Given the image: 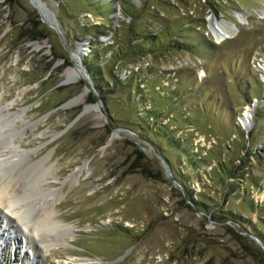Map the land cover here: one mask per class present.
Returning <instances> with one entry per match:
<instances>
[{"label":"rangeland","instance_id":"374dc122","mask_svg":"<svg viewBox=\"0 0 264 264\" xmlns=\"http://www.w3.org/2000/svg\"><path fill=\"white\" fill-rule=\"evenodd\" d=\"M107 1L0 0V146L25 153L0 178L34 164L25 219L60 190L50 219L67 227L45 248L0 219V264H264V0H144L131 20ZM163 23L137 54L129 29ZM77 54L100 95L80 70L67 82Z\"/></svg>","mask_w":264,"mask_h":264},{"label":"bare ground","instance_id":"6f19581e","mask_svg":"<svg viewBox=\"0 0 264 264\" xmlns=\"http://www.w3.org/2000/svg\"><path fill=\"white\" fill-rule=\"evenodd\" d=\"M262 12L264 13V9L262 10ZM220 27L222 28V32L218 31L216 33V39L218 41L222 40L225 37H229L231 34L234 33L233 31L225 30L222 26H220ZM38 46L39 45H34V47H38ZM80 52L81 51H79V53ZM80 54H82V53H80ZM79 59H80L79 54H77L74 57L75 67H76V64L78 63ZM71 73L74 74L73 75L74 78H73V76L69 77L67 79V82L68 81L71 82L72 80L76 79V77L78 75L77 67L74 68L73 72H71ZM80 100H81V96L80 97L76 96L75 98L66 102L63 105V108L75 106L76 104H78L80 102ZM10 108H11L10 105L0 107V118H2L4 120V118L8 116L7 112L10 110ZM19 116H20V114L17 115L16 117H14V119L15 120H16V118L18 119ZM8 122H10V120ZM17 123H18V126L22 128L21 132L22 133L24 132L23 134L27 133L28 129L31 128V127H25V123L19 119H18V121L15 122V125ZM7 125L8 124L0 125V130L2 131L5 127H7ZM24 155H25V153L23 151H18L16 149V145H13L12 139L9 138L7 145L0 146V166L3 165L4 163L12 162L13 160H15L14 158H17L18 156L22 157ZM18 159H21V158H18ZM41 163H43V160H40L39 162H37L35 164H41ZM33 166H34V164L31 166L24 164L22 167L15 170L11 177H9L7 179H3V180H2V178H0V204H1V207H3V209L5 211L2 214V217L0 219L1 220L14 219L15 222H18L19 224H21L20 226H22L23 231L30 234V237L39 238L38 243L40 246H42V247L44 246L45 248H49V247H51L52 244L47 242V244H49V245H47L45 243L47 240H45V239L47 237H50V236L55 237L56 234L64 231L67 228L63 225L57 224L56 222H54L50 219L51 215L53 214L52 205L58 199V194L60 193V190L59 191L53 190V191H49V192H44L42 190L43 191V193H42L43 199L37 203V207H36L37 211H36L35 215L33 216V218L31 220H26L25 219V210H24L25 205L20 204V202H22L24 200L23 195L25 194V190H26L25 188L27 187L28 183H27V185L23 186L20 179L22 178L23 174H25V168L26 167L31 168ZM28 171H29V169H28ZM31 171H32V169H31ZM77 173H75L73 176H71L68 179V181L72 183L74 181V179L76 178ZM38 177L35 179L38 180ZM36 182H39V181H35V183ZM30 183L32 185L35 184V183H32L31 181H30ZM54 229H55V231H54ZM57 229H58V231H57ZM18 231L20 233H22V230L21 231L18 230ZM52 232H55V233H52ZM40 238H42V239L40 240ZM26 240H27V242H29L28 241L29 237L26 238ZM54 241L55 240H53V242ZM32 262L38 263L37 262V256H33Z\"/></svg>","mask_w":264,"mask_h":264},{"label":"trees","instance_id":"16d2710c","mask_svg":"<svg viewBox=\"0 0 264 264\" xmlns=\"http://www.w3.org/2000/svg\"><path fill=\"white\" fill-rule=\"evenodd\" d=\"M114 4L118 5L119 9L122 12L127 11V15H129L131 17L130 18V20H131L134 17V12L138 13V12H141L143 10L144 0H139V6H136L135 3H133V2L124 1V0H109L107 2L100 3L99 5L106 7L107 14L109 15V14H112L114 12V9H115ZM130 8L132 9V11H130ZM176 19L177 20L183 19V16L179 15ZM167 26H169V25L168 24L166 25V23H163L162 28L158 32H156V33L148 32L147 34H140L135 30H131V28H130L129 32H128L129 33V40L128 41L130 44L132 43V41H138L137 43H139L138 44L139 50H137V54H141L145 50V44H150L151 42L158 41L159 40L158 36H160L163 32H165L167 34L169 33V31H168L169 27H167ZM103 33H106V32H103ZM38 36L43 37L42 35H39V33H36V34H33L31 36V39L32 38L36 39ZM172 46L175 48L179 47V49L183 48L186 50L191 48L190 45L184 44L183 42H181L180 40H177V39H174V41L172 42ZM118 51H121L120 46H116V48H110L109 58L116 57V55L118 54ZM93 52H94L93 50L90 51L91 54ZM82 65H83V68L86 70V72L89 75V79L91 80L92 87L94 88L96 93H98V95H100V89H99V86L95 80V71H96L95 68H92L89 65V59L83 60ZM170 141L176 142L175 139H170ZM187 163L190 167H193V165L195 164V162H192L190 160H187ZM182 188H183L184 192L190 193V191H186V188L184 186H182ZM193 203L197 206L203 207V204H202V202H200V200L193 201Z\"/></svg>","mask_w":264,"mask_h":264},{"label":"water","instance_id":"95a60500","mask_svg":"<svg viewBox=\"0 0 264 264\" xmlns=\"http://www.w3.org/2000/svg\"><path fill=\"white\" fill-rule=\"evenodd\" d=\"M30 2H31V4L34 6V8L36 9V10H39V8H38V2H37V0H29ZM53 28H55L56 29V26H55V24H53ZM81 58L79 59V61H78V63L76 64V67L78 68V70H80L81 72H83L84 74H85V76L87 77V79H88V81H89V83L91 84V80L89 79V76H88V73L84 70V68L81 66ZM248 106H252L251 105V103L248 105ZM252 112V111H251ZM257 243H259L258 241H257Z\"/></svg>","mask_w":264,"mask_h":264}]
</instances>
